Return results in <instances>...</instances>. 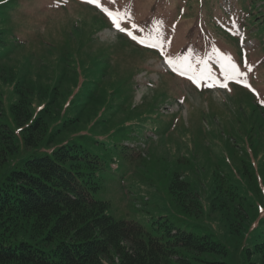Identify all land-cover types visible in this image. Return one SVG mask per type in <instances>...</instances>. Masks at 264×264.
Returning a JSON list of instances; mask_svg holds the SVG:
<instances>
[{
    "label": "rangeland",
    "instance_id": "rangeland-1",
    "mask_svg": "<svg viewBox=\"0 0 264 264\" xmlns=\"http://www.w3.org/2000/svg\"><path fill=\"white\" fill-rule=\"evenodd\" d=\"M97 3L17 0L8 22L17 40L8 55V48L0 50V59L8 57L13 72L26 74V86H58L62 110L47 133L75 120L58 136L91 147L107 163L96 198L108 203L110 217L149 231L166 222L209 234L234 253L238 245L219 207L224 199L248 222L264 221V35L257 40L233 20L216 22L244 38L238 46L250 51L244 60L230 31V37L217 32L213 16L219 14L209 17V43L198 48L200 29L182 1ZM254 3L262 4L263 18L264 1ZM217 7L231 13L233 0ZM101 8L121 13L125 32ZM230 62L242 73L239 82ZM15 96L12 85L0 82L6 114ZM175 178L190 190L171 193Z\"/></svg>",
    "mask_w": 264,
    "mask_h": 264
},
{
    "label": "trees",
    "instance_id": "trees-1",
    "mask_svg": "<svg viewBox=\"0 0 264 264\" xmlns=\"http://www.w3.org/2000/svg\"><path fill=\"white\" fill-rule=\"evenodd\" d=\"M180 1L190 9L194 28L200 29L203 44L197 40L193 47L208 45L211 14H219L213 16L214 25L224 36L229 35V19L244 34L253 30V37L262 40V4L254 0H233L231 13L217 7L219 0ZM16 7L17 0H0V50L17 40L8 24ZM220 19L224 26H217ZM192 56L197 55L188 58ZM1 61L0 82L12 85L16 96L8 114L0 101V264H264V221L248 222L226 199L219 207L226 211L229 239L238 245L234 253L209 234L178 230L166 222L149 231L133 221H115L107 214L108 203L96 198L107 163L91 147L58 136L75 120L47 133L62 110L58 86L50 83L35 90L25 85V73L13 72L8 57ZM169 189L190 190L178 178Z\"/></svg>",
    "mask_w": 264,
    "mask_h": 264
},
{
    "label": "snow or ice",
    "instance_id": "snow-or-ice-1",
    "mask_svg": "<svg viewBox=\"0 0 264 264\" xmlns=\"http://www.w3.org/2000/svg\"><path fill=\"white\" fill-rule=\"evenodd\" d=\"M89 3H95L97 7H100V4L97 3V0H88ZM101 10L103 12H105V14L110 18V20L112 21L113 26L116 28L117 31L120 32H125V28H123L120 23L119 20L120 18H122V14L117 12V13H113L111 11L108 10V8H101ZM160 23V22H157ZM133 28H136V25H133ZM139 30L137 29V32ZM126 34L128 36L131 37V39L137 41V43H144L143 40H138L136 35H133V33L131 31H127ZM152 47H156L155 44L151 45ZM163 55V53H162ZM165 63L172 65L173 61L171 59H166ZM229 67H230V71L233 74V78H236L238 81V78L242 75V73L239 71V69L237 68V66L234 63H229ZM239 82V81H238ZM247 86V85H245ZM221 87H224V85H221Z\"/></svg>",
    "mask_w": 264,
    "mask_h": 264
}]
</instances>
